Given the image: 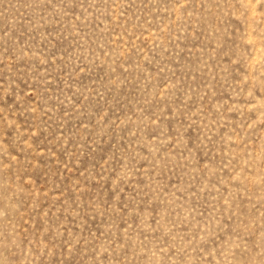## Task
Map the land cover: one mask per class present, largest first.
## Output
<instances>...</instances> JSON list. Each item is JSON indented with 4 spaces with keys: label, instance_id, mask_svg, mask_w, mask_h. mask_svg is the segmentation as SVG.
I'll use <instances>...</instances> for the list:
<instances>
[{
    "label": "rangeland",
    "instance_id": "1",
    "mask_svg": "<svg viewBox=\"0 0 264 264\" xmlns=\"http://www.w3.org/2000/svg\"><path fill=\"white\" fill-rule=\"evenodd\" d=\"M0 264H264V0H0Z\"/></svg>",
    "mask_w": 264,
    "mask_h": 264
}]
</instances>
